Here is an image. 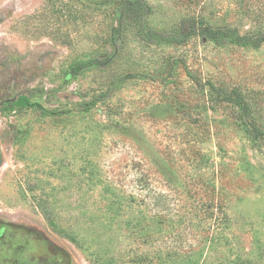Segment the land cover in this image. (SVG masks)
Listing matches in <instances>:
<instances>
[{
  "label": "rangeland",
  "instance_id": "374dc122",
  "mask_svg": "<svg viewBox=\"0 0 264 264\" xmlns=\"http://www.w3.org/2000/svg\"><path fill=\"white\" fill-rule=\"evenodd\" d=\"M143 2L0 0V264H264V0Z\"/></svg>",
  "mask_w": 264,
  "mask_h": 264
},
{
  "label": "trees",
  "instance_id": "16d2710c",
  "mask_svg": "<svg viewBox=\"0 0 264 264\" xmlns=\"http://www.w3.org/2000/svg\"><path fill=\"white\" fill-rule=\"evenodd\" d=\"M121 5V15H129L136 21H140L147 13V6L143 0H119ZM199 37L203 41L212 42L216 45L234 44L239 46L259 47L264 44V37H250L242 35L239 31L225 27H214L207 23L197 22L195 19H186L173 38V42L177 45L186 44L191 38ZM83 64L79 65L75 72L83 68ZM235 91L226 93L223 100L231 102ZM32 106L27 97L22 96L15 102V107L21 109ZM256 130V126L252 125Z\"/></svg>",
  "mask_w": 264,
  "mask_h": 264
}]
</instances>
